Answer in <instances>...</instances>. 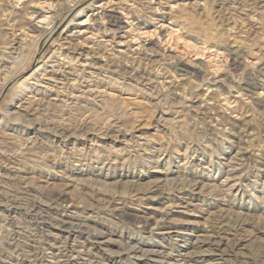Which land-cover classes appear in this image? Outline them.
<instances>
[{
  "label": "rangeland",
  "instance_id": "1",
  "mask_svg": "<svg viewBox=\"0 0 264 264\" xmlns=\"http://www.w3.org/2000/svg\"><path fill=\"white\" fill-rule=\"evenodd\" d=\"M0 264H264V0H0Z\"/></svg>",
  "mask_w": 264,
  "mask_h": 264
},
{
  "label": "bare ground",
  "instance_id": "2",
  "mask_svg": "<svg viewBox=\"0 0 264 264\" xmlns=\"http://www.w3.org/2000/svg\"><path fill=\"white\" fill-rule=\"evenodd\" d=\"M115 19V18H114ZM78 32V31H77ZM67 35H70V34H67ZM71 36V35H70ZM57 63V62H56ZM54 66H55V62L54 60L52 59H48L47 62L45 63L44 66L40 65L37 67V71L40 70L42 67L45 68V75H44V78L46 79V81H51L53 80V76H54ZM56 67V66H55ZM67 69V68H66ZM35 70V71H36ZM42 74V73H41ZM185 205V204H184ZM183 208V207H182Z\"/></svg>",
  "mask_w": 264,
  "mask_h": 264
}]
</instances>
